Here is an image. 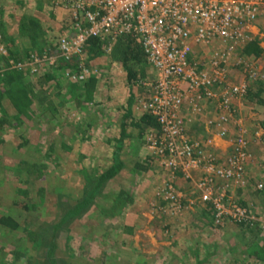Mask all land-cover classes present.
<instances>
[{"label": "rangeland", "instance_id": "1", "mask_svg": "<svg viewBox=\"0 0 264 264\" xmlns=\"http://www.w3.org/2000/svg\"><path fill=\"white\" fill-rule=\"evenodd\" d=\"M54 1L58 6L56 0H0V39L6 46L0 50V77L13 69L30 76L22 80L28 93L21 112L9 95L0 99V121L7 120L0 126V216L13 215L21 225L15 231L0 227V264H50L51 257L57 264H134L141 255L149 264H264V16L218 74V94L222 86L244 81L247 94L223 106L217 97L205 99L201 114L186 109V136L205 142L216 159L207 170L205 161L186 155V167L170 165L174 156L160 154L149 140L160 127L142 135L131 123L146 112L143 103L153 93L137 80H153L155 74L144 62L130 84L119 39L102 42L100 53L85 49L72 60L61 56L58 42L70 32L68 11L60 15L62 25L55 24L56 13V21L47 22L52 12L43 10ZM30 17L42 25L36 37L41 45L33 50L31 36L19 28ZM251 42L260 46V55L247 51ZM31 54L42 59L40 73L16 65ZM81 61L96 68L91 98L75 97L74 80L65 76ZM50 71L53 78H41ZM129 98L133 115L126 118ZM223 115L227 133L221 136L217 122ZM124 120L132 137L120 151L122 172L98 188L97 176L113 162ZM241 139L247 153L241 175H225L220 167L227 168L226 158ZM209 191L212 199L205 200ZM218 207L224 210L220 217ZM244 210L245 220L233 217Z\"/></svg>", "mask_w": 264, "mask_h": 264}, {"label": "built area", "instance_id": "2", "mask_svg": "<svg viewBox=\"0 0 264 264\" xmlns=\"http://www.w3.org/2000/svg\"><path fill=\"white\" fill-rule=\"evenodd\" d=\"M56 1L68 11L65 22L70 32L58 42V51L66 60L83 56L92 37H98L104 44L123 37L135 38L141 43L155 74L154 80L144 82L153 93L143 107L155 115L160 124L159 134L149 138L151 146L162 155L174 156L168 162L170 165L186 167L182 160V155H186L205 161L209 165L207 170H212L216 159L207 152V144L186 136L189 120L186 109L192 108L193 114H201L205 99L217 97L223 106L247 94L249 86L245 81L228 87L219 85V94L215 88L222 82L218 74L223 66L251 40L249 28L264 16V0ZM3 44L0 39V50L6 48ZM195 47L200 48L197 53ZM41 64L42 59L31 54L16 65L29 66L32 72H39ZM95 71L96 68L81 61L66 69L65 76L81 82L95 75ZM256 74L250 70L251 78ZM220 120L217 130L224 136L227 129L223 121L227 118L223 115ZM245 146L246 142L241 139L234 147L235 153L226 158L227 168L226 165L220 167V171L226 170L225 175L229 176L241 175L242 161L247 156ZM203 198L212 199L211 192H206ZM218 209L220 217L224 210ZM246 213L247 210L240 211L233 217L245 220Z\"/></svg>", "mask_w": 264, "mask_h": 264}, {"label": "trees", "instance_id": "3", "mask_svg": "<svg viewBox=\"0 0 264 264\" xmlns=\"http://www.w3.org/2000/svg\"><path fill=\"white\" fill-rule=\"evenodd\" d=\"M40 26L42 25H39V21L35 17L26 18L24 21L20 23V29L22 30V32L24 34H28L29 36H31L30 38L32 39V42L34 43V44L32 43L33 44L32 50L34 48H38V46L41 45V44H37V38H36L38 33H40L41 31ZM88 42L89 43L86 49H88L90 54L96 51H97L96 53H100V46L102 44V41L98 37H92L90 38ZM118 43L121 46L118 51H120L122 64L124 66V69L127 71L128 81L130 84H132L133 81L137 79L138 73L140 71V67H139L140 65H142L144 62H147L151 67L152 65L148 61V58L142 48L141 43H139L135 38L123 37L119 39ZM39 48H40L39 51H42V48L41 47ZM250 48L251 50L254 49L253 51L256 55L261 54V48L256 43L251 42L249 46L246 48L247 51H249ZM13 53L14 52H12V54ZM65 66L66 65H62L61 69L64 70ZM23 72L14 70V69L8 70L4 74V76L0 77V99L2 98V96L9 95L10 99L14 101L15 106L19 108L20 112L22 111L21 103H24V100H26L25 98H27V93H28L26 91L27 89L24 88L25 86H21V84L23 85L22 80L25 77H30L29 74L26 75L27 73L25 71ZM153 72H154V69H153ZM53 73H54L53 71H50L49 73H44L42 74L41 78L44 80L51 79L55 76V74ZM145 79L146 78L137 80V82L142 84V86L146 88L147 91L149 92L150 90L148 89V87L144 86L143 84L144 82H148L150 80L149 79L145 80ZM97 82H98V78L96 77V74H95L87 78V80L85 81H81V82L74 81V84L71 85V88L73 90L74 95L76 93L75 97L77 96L81 97L82 95H84V93L85 94L87 93L89 97L91 98ZM147 96L148 94L146 95V97ZM132 102H133L132 98H129V103H128L129 106L127 108L126 116H125L126 118H130L133 115L132 113L133 111L131 109ZM144 111L146 112H144L143 116L139 120L131 122L133 125L140 128L142 135L148 127H160L158 118L152 113H149L147 110H144ZM3 121L5 122L6 118L1 119L0 125H2ZM127 126L128 124L124 120L121 125L120 137L119 139H117V147L114 151V161L109 168H107L101 174L97 176L98 178H97L96 185L98 188L101 187L107 181L111 180L113 177H115L121 171L122 166L124 165V162L121 158L120 151H121L124 139L128 137V134H129L127 133ZM144 169H147V168H144ZM71 213L75 214V211ZM0 227L2 229L15 231L19 229L21 225L19 221H17L15 216L8 214V215H4L0 217ZM50 261H51L50 264H57L52 257L50 258Z\"/></svg>", "mask_w": 264, "mask_h": 264}, {"label": "crops", "instance_id": "4", "mask_svg": "<svg viewBox=\"0 0 264 264\" xmlns=\"http://www.w3.org/2000/svg\"><path fill=\"white\" fill-rule=\"evenodd\" d=\"M53 3V2H52ZM48 9L49 10H51V12H52V16H50V17H47V22H48V20L50 21V19H51V21L52 22H54V21H56V19H55V15L57 14V19H59V21L58 22H56L55 24H61L62 25V21H63V17H60V15H62L63 16V13H64V9H63V7H59V6H57L56 4H55V1H54V3H53V5L51 6V8H46L45 10H43V11H46V12H48ZM34 10L36 11V15H39L38 13H39V9H37V8H34ZM42 11V10H41ZM56 13V14H55ZM35 14V13H34ZM39 17V16H38ZM40 18V17H39ZM7 24V23H6ZM54 23H52V25L53 26H55L56 27V25H55ZM19 28H20V26H19ZM206 105V104H205ZM4 123H7V120L4 122L3 121V123H2V125H0L1 127L2 126H4ZM8 124H10V123H8ZM127 133H129V132H127ZM130 137H132V134H128V137H126V138H130ZM212 143H213V141H212ZM213 145V144H212ZM212 147V146H211ZM145 149V148H144ZM82 152H84L85 153V150H82ZM113 161H114V158H113ZM113 163V162H112ZM112 163H111V165H112ZM110 165V166H111ZM109 166V167H110ZM124 166V165H123ZM123 166H122V169H123ZM109 167H107V168H109ZM106 168V169H107ZM128 167H126V169H127ZM105 169V170H106ZM122 169H121V171L120 172H122ZM131 169V172H133V173H136V174H139V172H137L138 170H136L134 167L133 168H130ZM150 168H148V169H144L143 168V171L144 172H147V170H149ZM128 170V169H127ZM104 171V170H103ZM142 171V172H143ZM119 172V173H120ZM124 172H126V171H124ZM117 176V175H116ZM114 178V177H113ZM128 179H132V178H128ZM128 183V182H127ZM127 187V189H130V186L128 185V186H126ZM4 215H8V214H2L1 216H4ZM0 216V217H1ZM13 216V215H12ZM129 219V221L131 220V218H128ZM18 221V220H17ZM2 230H4V229H2ZM137 242H135V245H134V248H138V247H140L139 246V244H136ZM144 245V244H143ZM144 246H146V245H144ZM151 247V246H150ZM150 258H152V256L150 255L149 256ZM156 258H157V255H156ZM153 259V258H152ZM150 263V259H148L147 257H143V255H141L140 257H139V261L137 260L136 261V263H134V264H149ZM126 264V263H125ZM128 264H130V263H128Z\"/></svg>", "mask_w": 264, "mask_h": 264}]
</instances>
